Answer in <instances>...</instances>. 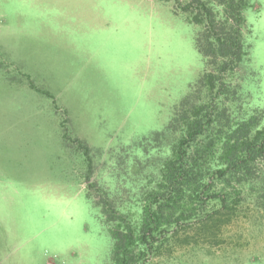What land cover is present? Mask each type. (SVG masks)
Returning a JSON list of instances; mask_svg holds the SVG:
<instances>
[{
    "label": "rangeland",
    "instance_id": "374dc122",
    "mask_svg": "<svg viewBox=\"0 0 264 264\" xmlns=\"http://www.w3.org/2000/svg\"><path fill=\"white\" fill-rule=\"evenodd\" d=\"M178 1L0 0V264H109L78 142L90 181L126 212L169 154L154 156L155 133L205 68ZM251 3V59L228 79L239 98L222 101L240 116L264 112V0ZM217 235L151 264H264L251 201Z\"/></svg>",
    "mask_w": 264,
    "mask_h": 264
},
{
    "label": "trees",
    "instance_id": "16d2710c",
    "mask_svg": "<svg viewBox=\"0 0 264 264\" xmlns=\"http://www.w3.org/2000/svg\"><path fill=\"white\" fill-rule=\"evenodd\" d=\"M177 7L200 27L195 45L205 68L166 128L155 133L154 156L169 154L133 184L126 212L90 181V150L78 142L87 158V190L97 191L87 199L112 240L109 264H151L177 247L200 245L197 238L213 242L244 202L264 220V112L233 115L222 102L239 98L228 79L251 59L245 18L251 0H190L182 7L178 1Z\"/></svg>",
    "mask_w": 264,
    "mask_h": 264
}]
</instances>
